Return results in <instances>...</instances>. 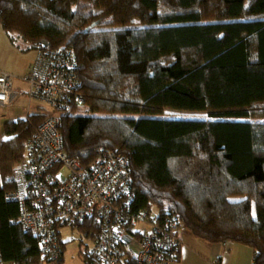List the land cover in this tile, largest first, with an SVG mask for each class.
<instances>
[{
    "label": "trees",
    "instance_id": "trees-1",
    "mask_svg": "<svg viewBox=\"0 0 264 264\" xmlns=\"http://www.w3.org/2000/svg\"><path fill=\"white\" fill-rule=\"evenodd\" d=\"M0 25L21 53L74 56L83 98L3 125L5 264H55L5 197L52 115L82 166L103 151L128 160L131 209L171 215L194 238L244 246L264 264V0H0ZM64 227L92 244L102 222L57 225L58 264Z\"/></svg>",
    "mask_w": 264,
    "mask_h": 264
},
{
    "label": "built area",
    "instance_id": "built-area-1",
    "mask_svg": "<svg viewBox=\"0 0 264 264\" xmlns=\"http://www.w3.org/2000/svg\"><path fill=\"white\" fill-rule=\"evenodd\" d=\"M74 69L69 52L38 54L23 78L28 85L25 92L13 88L9 73L0 72V107L15 111L21 97L58 110L71 102L82 103L75 91ZM29 109L25 106L21 112L27 117ZM60 125L59 116L52 115L26 142L25 157L14 171L16 188L5 196L20 205V224L37 238L41 251L58 264L56 226H76L95 218L102 222V230L85 253L91 258L87 264H123L127 255L136 264L175 262L185 226L171 215L131 209L128 160L103 151L89 166H82L65 154ZM0 264H5L1 254Z\"/></svg>",
    "mask_w": 264,
    "mask_h": 264
},
{
    "label": "crops",
    "instance_id": "crops-1",
    "mask_svg": "<svg viewBox=\"0 0 264 264\" xmlns=\"http://www.w3.org/2000/svg\"><path fill=\"white\" fill-rule=\"evenodd\" d=\"M37 56L36 52L21 53L16 49L0 25V72L9 73L12 76L15 90L21 92L27 90L28 85L23 78L29 74V68ZM23 100L27 101V104L22 105L30 108L31 101L25 97ZM35 108L39 107L35 106ZM9 112L18 115H14L16 119L6 120L5 116L0 114V129L2 128L0 133L3 132L0 134V142L5 139L3 131L5 123L26 118L22 112L15 113L14 110H9ZM253 256L252 251L244 246L233 243L207 244L186 233L180 236L179 255L177 260L171 264H252Z\"/></svg>",
    "mask_w": 264,
    "mask_h": 264
},
{
    "label": "rangeland",
    "instance_id": "rangeland-1",
    "mask_svg": "<svg viewBox=\"0 0 264 264\" xmlns=\"http://www.w3.org/2000/svg\"><path fill=\"white\" fill-rule=\"evenodd\" d=\"M21 87L25 88V86ZM23 99L24 97H21L19 101L13 106L15 113L21 112V109L27 104V101L24 102ZM23 103H25V105H22ZM35 106H38L39 108H46V110L48 109L47 106L39 101H31L29 113L39 112V108H35ZM0 114L4 115L6 120L16 119L14 115H18L10 114L9 109L4 107H0ZM22 115L24 116V114ZM0 131H2V128ZM1 133L3 134V132ZM61 239L63 242H67L65 244L62 264H83L82 257L88 248L91 249L92 244L89 243L85 238L80 237L76 231H71L69 227H64L61 230Z\"/></svg>",
    "mask_w": 264,
    "mask_h": 264
}]
</instances>
